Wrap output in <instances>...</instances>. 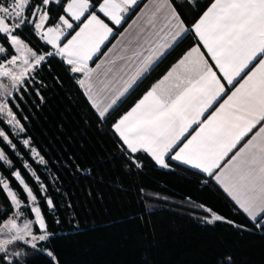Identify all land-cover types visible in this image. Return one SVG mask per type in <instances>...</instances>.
Segmentation results:
<instances>
[{
    "label": "trees",
    "instance_id": "trees-1",
    "mask_svg": "<svg viewBox=\"0 0 264 264\" xmlns=\"http://www.w3.org/2000/svg\"><path fill=\"white\" fill-rule=\"evenodd\" d=\"M64 1L46 6L51 18L46 25L56 23ZM170 1L189 25L194 17H186L185 1ZM208 1L198 5L196 15ZM90 3L89 11L97 13L96 0ZM17 35L37 54L50 49L30 25ZM193 42L192 36L183 34L105 117L97 115L79 88L81 73L72 72L56 55L33 67L14 88L5 103L19 129L0 116V131L8 138L0 137L5 155L0 181L17 194L19 210L32 219L23 186L13 176L20 173L37 196L35 206L41 208L48 239L36 240L35 248L11 241L0 252L4 264H264V229H257L211 177L168 158L165 168L144 151L131 153L112 129L117 117ZM0 43L9 48L1 34ZM49 198L54 210L46 205ZM208 210L225 219L209 222ZM13 213L0 183V223ZM32 230L44 234L35 224Z\"/></svg>",
    "mask_w": 264,
    "mask_h": 264
},
{
    "label": "snow or ice",
    "instance_id": "snow-or-ice-1",
    "mask_svg": "<svg viewBox=\"0 0 264 264\" xmlns=\"http://www.w3.org/2000/svg\"><path fill=\"white\" fill-rule=\"evenodd\" d=\"M49 3L50 0H39L35 5L32 0H0V33L4 34L5 43L10 37L16 51L21 52L24 45L17 32L25 25H33L36 34L55 50L39 55L28 47L27 52L34 59L31 62L24 59L26 67L19 74L0 69V76L10 77L14 85L21 82L25 72L33 64L40 65L46 57L52 55L65 57L67 64L71 66L70 70L83 73L87 81H91L93 73L102 66L98 64L96 69H91L88 61L100 51V46L113 29L95 12L88 16L87 22L72 39L62 47L58 43L66 29H73V21H80L93 7L90 0H67L63 7L65 14L60 15L53 26L46 27L51 22L46 8ZM96 3L99 4V12L115 25H120L124 19L123 14L136 6L138 0H103L102 3L96 0ZM29 8L32 9L30 13ZM139 19L143 23L135 32H129V29L134 27L136 21L121 34L125 37L121 41L125 54L117 57L120 63L111 59L104 61L110 66L103 75L111 76L107 82L100 81L104 83V89L94 93L91 84L88 86V98L97 108L100 117L109 114V110L187 32L170 0H149ZM193 29L227 84L235 87L234 81L251 63L259 60L258 65L206 121H200L199 117L214 102H218L217 97L223 98L221 93H227L225 85L217 78L216 72L212 71V66L204 58L205 54L200 51V47H193L174 66V70L153 85L113 127L131 153L141 150L147 152L157 164L165 168L169 167L167 157L214 177L243 213L256 222V228L264 229V58H261L264 57V0H215L193 25ZM86 32L87 37L81 39ZM0 51L4 49L0 48ZM15 61L16 57L13 56L12 62ZM176 68L182 71L176 72ZM96 79L99 80V75ZM80 84L85 86L86 80H81ZM103 91L111 92V102L100 105L97 97ZM5 108V104H0V112H4ZM7 115L12 117L7 121L8 124H19L10 109ZM197 123L199 131L191 139H187L185 133ZM257 128L258 131H254ZM20 131H23L22 127ZM250 134L251 137L248 138ZM0 137L8 139L3 131H0ZM182 137L187 139L186 143ZM242 143L243 146L238 148ZM24 144L27 145L28 141L25 140ZM234 149L238 150L229 157ZM33 152L35 153L34 149ZM2 159H5V155L0 151V160ZM40 162H44L42 157ZM14 176L23 186L26 199L31 201V205H35L37 196L28 188L19 172H15ZM3 188L8 189L9 185L3 184ZM6 196H10L12 202L20 207L17 194L8 191ZM31 205L27 206V211L34 214L38 229L44 232L32 239L44 241L48 239L46 221L41 208ZM46 205L54 210L52 199H47ZM208 211L211 212L209 222L225 219ZM56 222L59 223V220ZM32 225V220L19 226L12 219L5 228L16 233L13 240H23L25 235L31 233ZM8 243L11 241L0 243V252L5 250L4 245ZM32 246L36 247L34 243ZM48 255L53 254L49 252ZM228 259L231 260L230 257ZM4 261L5 258L0 257V264H4Z\"/></svg>",
    "mask_w": 264,
    "mask_h": 264
},
{
    "label": "crops",
    "instance_id": "crops-1",
    "mask_svg": "<svg viewBox=\"0 0 264 264\" xmlns=\"http://www.w3.org/2000/svg\"><path fill=\"white\" fill-rule=\"evenodd\" d=\"M139 1V0H138ZM181 1V0H180ZM185 3L188 5V8H187V13L188 15L186 17H189V16H193L192 18L193 19H190L189 20V25H186V21H184V19L180 16V19L183 21V24H184V27L187 29V32L185 34H189L190 36H192L193 38V44L184 51V53H182V55L180 57H178L173 63L170 64V66L166 69V71H164V73H162V75H160V77H158L156 80H154V82H152L150 84V86L140 95V97L128 108L126 109L121 115H119L117 117V119L114 121V123L112 124V129L113 131L115 132V129L113 127V125L123 116L125 115L127 112H129L134 106L135 104L143 98V96L153 87V85H156L161 79H163V77L165 75H167L170 71H173L174 70V66L178 65L179 61L186 55V53H188L193 47H200V51L202 53L205 54L204 58L206 60H208V63L210 66H212V71L216 72V75H217V78L220 79V82L222 84L225 85V92L227 93V95H224V93H221V96L223 98H220V97H217V100L218 102H214L213 106L210 107V109H208L204 115L200 116L199 117V120L200 121H206L208 116H210L213 112L216 111V109H218L220 107L221 104L224 103L225 100L228 99V96H230L232 94V92H234L236 90V88H238L240 86L241 83H243V80L244 78L247 77V75L249 73H251L253 71V69L256 68V66L258 65L259 63V60H256L254 61L253 63H251L249 65V67L247 69L244 70V72L241 73V76L240 77H237L236 80L234 81V84H235V87H233V85H230V84H227L225 80L222 79V73H220L218 71V69H216L214 67L215 65V62L211 59V57L207 54V49L203 48L202 47V42L199 41V38L195 35V32H194V29H193V25L199 20L200 16L203 15V12L204 11H207V9L209 7H211L212 3L215 2V0H210L208 1V3L206 4V6L196 15V11L197 9L199 8V4H201V2L203 0H184ZM100 2L102 3L103 0H100ZM171 2V1H170ZM67 3V0L64 1L63 5H62V11H63V7L64 5ZM184 3V4H185ZM149 4V0H144L142 1L140 7L133 13L132 17L126 22V24L120 28L119 30H115V28H119L120 25H115L108 17L104 16L103 13L99 12L98 8H99V4L96 5L95 7V11L97 13H95L97 16H99L100 19L104 20L105 23H107L109 25V27H111L113 29L112 33L108 36V39L104 42V44H102L100 46V51H98L91 60L88 61V67L91 68V69H96V66L98 64H101V68L100 69H97V72L96 73H93V79L91 81H87V78L84 76L83 73H81L80 77L78 78L77 80V83H78V86L79 88L81 89L82 93L84 94V96L86 97V99L88 100V102L91 104V106L93 105L92 101L89 100L88 98V86L89 84H91V86L93 87V92L96 93V92H99L101 89H104L105 85L104 83H100V81H105L107 82L108 80L111 79V76L109 77H105L103 75V73L106 72L107 68L110 66L108 64H105L104 61L106 60H116L117 64L120 63V61L118 60V56L119 55H124L125 53L122 51L123 49V44L121 43L122 40L125 39V37H122V33H125V29H129V25H133V22L136 21L137 23L134 25L133 28L129 29V32H135L136 29L143 23V21H141L139 19V17L141 16L142 14V10L145 9V5ZM172 4V3H171ZM174 7V6H173ZM131 9V8H130ZM129 9V11H130ZM176 10V9H175ZM94 11H88L85 13V15L83 17H81V20L80 21H73V29H66L65 30V34L64 36H61L60 38V41L58 42L60 44V46L62 47L63 44L67 43L68 40L72 39L73 36L76 35V32L80 31V28L83 27L84 23L87 22V18L89 15H91ZM64 11L61 15H64ZM127 14V13H126ZM126 14H123V16L125 17ZM59 19V17H58ZM58 19L56 22H58ZM124 20V19H123ZM122 20V22H123ZM55 24V23H54ZM53 24V25H54ZM53 25H46L47 26H53ZM36 32V31H35ZM112 35L114 36L112 39H110L112 37ZM39 37V39L47 44L44 40H42L40 38L39 35H37ZM125 36H127V34H125ZM87 37V32L85 33V36L82 37L81 39H85ZM162 42V41H161ZM50 49L48 52H54V48L52 45H49L47 44ZM116 46L115 48L113 46ZM105 46V47H104ZM109 49H112V51L110 52ZM169 50V49H168ZM167 50V51H168ZM48 52H40L39 55H44ZM107 54V56L105 55ZM57 57L63 59L66 61V58L65 57H62V56H59V55H56ZM261 58H264V57H261ZM95 59V60H94ZM94 60V62L91 64L90 62ZM152 68V67H151ZM176 72H180L182 71V69L180 68H176L175 69ZM97 75H99V80L96 79ZM81 80H86V84L85 86H81L80 84V81ZM140 80V79H139ZM111 96V92L110 91H103L98 97H97V100L99 99L100 100V103H110V99L109 97ZM94 109V108H93ZM95 110V109H94ZM97 112V111H95ZM98 115V114H97ZM100 117V116H99ZM199 131V125L198 123L197 124H193L192 127L188 130L187 133H185V136L187 137V139H191V136L192 135H195L196 132ZM254 131H258V128L255 129ZM116 133V132H115ZM116 135L118 136V138L120 139L118 133H116ZM251 137V134L249 135L248 138ZM182 139L184 140V143L187 142V139H184L182 137ZM120 141L122 142V140L120 139ZM246 142V140L244 141ZM123 143V142H122ZM180 146H183L182 144ZM243 146V143L238 145V148L239 147H242ZM126 149L130 151V149L127 148V146L125 145ZM177 151L179 150L178 148L176 149ZM238 150V149H234L233 150V153H230L229 154V157L231 155H233L235 153V151ZM142 151V150H141ZM131 152V151H130ZM155 163L156 161L152 158V156L150 154H148L147 152H145ZM174 154V153H173ZM167 158V157H166ZM169 159V158H168ZM228 157L225 158V160H227ZM173 161V160H171ZM173 162H176V163H179V164H182V165H185L191 169H194L202 174H205V175H208L207 173H204L198 169H195V168H192L191 166L189 165H186V164H183V163H180L178 161H173ZM221 163H224L223 161ZM157 164V163H156ZM159 165V164H158ZM212 181L220 188V190L230 199V201L243 213V211L239 208V206L235 203V201L229 196V194L227 192L224 191V187L219 183L217 182L214 177H211ZM246 217L247 215L245 213H243ZM248 218V217H247ZM249 220H251L250 218H248ZM252 221V220H251Z\"/></svg>",
    "mask_w": 264,
    "mask_h": 264
},
{
    "label": "rangeland",
    "instance_id": "rangeland-1",
    "mask_svg": "<svg viewBox=\"0 0 264 264\" xmlns=\"http://www.w3.org/2000/svg\"><path fill=\"white\" fill-rule=\"evenodd\" d=\"M50 1L55 2V3L58 2V0H50ZM28 12L30 13L31 10H29ZM30 26L35 31L34 26L33 25H30ZM0 34L4 36L3 33H0ZM8 43H9V48L3 47L2 44L0 43V48H3L4 49V51H0V69H8L10 71H13L16 74H19V72L22 71V70H24L25 67H26L24 65V63H23V60L24 59H28L31 62L34 58L32 57L31 53H28L27 52L28 46L23 41H22V44L24 45V49L21 52H17L16 51V46L11 44L10 37H9ZM13 56L16 57V61L15 62H12V57ZM35 66L36 65L33 64V66L31 68H28L27 71L25 72L24 77H22L21 82L18 83V84H15V85H14V82L11 80L10 77L0 76V85L3 86V87H0V104H5L6 105L5 99L8 98V97H10L11 93L14 91V88L17 87L18 85H20L22 83V80L25 77H27V75H29L30 71ZM97 103L100 104V105L106 104V103H100V100L99 99L97 100ZM92 107L95 109V111H97L96 113L99 116V112H98L97 108L94 107L93 105H92ZM7 112H8L7 106H6L4 112H0V116H2L3 119L6 122L9 119H12V117H10V116L7 115ZM9 125L14 130H18L19 129V124L17 125L15 122L13 124H9ZM2 160L5 161V159H2ZM14 173H13V176H14ZM2 182H3L2 183V187H3V184H6V182L5 181H2ZM4 190H5V192L11 191L9 188L8 189H4ZM7 197L10 200L11 205L14 208V213L9 218H7L6 220H4L3 222L0 223V243H3L4 241H13L12 237L16 233L15 232H9L5 228V225H7L8 221H10L12 219H15L16 222H17V224L19 226H22L23 223H25L27 220H32L33 221V224H35L37 226V228H38V225L35 223V216H34V214H33V218L32 219H28L27 216L21 210H19V207H17L12 202L11 197L10 196H7ZM29 205H31V201H29V203H28L27 206H29ZM31 206H35V205H31ZM39 231H41V230H39ZM40 234H43V233H41V232L34 233V231L32 230L30 234L24 236V239L23 240H18V241H20V242H22L24 244H27V245H31L32 246L33 243L35 244V242H36V240H33L32 237L33 236H38Z\"/></svg>",
    "mask_w": 264,
    "mask_h": 264
}]
</instances>
